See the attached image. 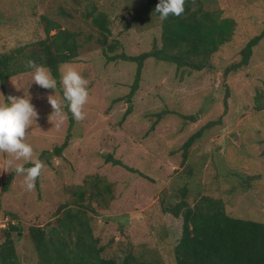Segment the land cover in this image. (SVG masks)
I'll list each match as a JSON object with an SVG mask.
<instances>
[{
  "label": "rangeland",
  "instance_id": "rangeland-1",
  "mask_svg": "<svg viewBox=\"0 0 264 264\" xmlns=\"http://www.w3.org/2000/svg\"><path fill=\"white\" fill-rule=\"evenodd\" d=\"M141 1L0 0V54L29 50L45 39V16L78 35L80 56L60 71L74 67L89 90L85 119L74 120L70 144L60 157L54 150L65 142L70 120L57 89L40 88L31 72L0 84V103L9 96H31L39 113L25 137L34 158L43 163L33 190L28 191L18 175L3 190L14 168L8 163L12 157L0 153V243L10 222L20 226L22 231L14 232L12 239L21 264H39L30 228L49 231L63 216L60 208L81 209L74 202L79 201L78 189L86 190L83 203L95 209L94 214L88 210L87 217H92L106 258L122 259L131 249L144 259L174 264L172 248L167 240L160 241L158 229L164 223L165 203L177 202L184 185L193 196L222 199L232 217L264 223V110H257L264 105V40L249 66L225 76L228 67L241 61L248 42L262 32L264 0H200L206 10L222 11L224 18L236 21L231 42L212 56L211 69L200 72L147 60L140 88L129 102L138 65L109 58L141 55L151 51L155 41L161 46V20L144 11ZM94 5L111 22L104 47L99 42L104 39L84 17ZM49 95L60 101L63 123L52 115ZM159 115L163 118L156 122ZM210 123L215 124L207 127ZM201 129L202 136L184 160L185 143ZM109 157L137 173L108 163ZM241 176L256 179L245 188ZM97 191L107 205L93 199Z\"/></svg>",
  "mask_w": 264,
  "mask_h": 264
},
{
  "label": "trees",
  "instance_id": "trees-1",
  "mask_svg": "<svg viewBox=\"0 0 264 264\" xmlns=\"http://www.w3.org/2000/svg\"><path fill=\"white\" fill-rule=\"evenodd\" d=\"M158 3L159 0L141 1L144 11L160 19L155 12ZM184 8V13L179 17L170 15L166 20L160 19L161 46L155 41L152 50L141 55L121 54L109 58L110 61L121 59L138 65L135 82L128 95L129 102H132L140 88L142 71L147 60L153 58L173 63L178 68L200 72L211 69L212 56L231 42L237 25L234 19L224 18L222 11L206 10L200 0H185ZM61 13L64 15V12ZM84 17L100 33L104 40L100 39L99 42L104 47L108 42L107 36L111 34L108 14L99 11L94 5ZM43 20L45 39L37 41L29 50L22 47L12 53L0 54V84L4 85L12 77L31 72L27 62L34 60L49 69L57 80L56 89L62 96L59 84L61 66L74 62L80 56L78 35L62 29L58 23L45 16ZM53 31L56 33L52 35ZM263 40L264 28L241 51V61L226 69L225 76L249 66L254 49ZM110 49H115V46L111 45ZM257 110L263 111L264 105L258 106ZM66 111L70 120L69 133L63 145L54 150L55 155L60 157L70 144V131L74 124L67 104ZM130 113L129 109L127 114ZM162 118L163 115H159L156 122ZM213 124L215 123H210L207 127ZM203 130L191 136L185 143L184 160L188 159L189 149L202 136ZM107 162L137 173L135 169L111 157ZM187 174L189 177L193 176L191 169ZM15 176V172L9 176L4 191L9 189ZM241 178L245 188L251 187V182L256 179ZM99 185L103 186L102 183ZM77 194L79 201L74 202L81 209L68 208V205L60 208L59 212L63 211V216L57 219V225L50 227L49 231L43 227L30 228V237L39 264H162L160 260H147L135 255L131 249L122 259L104 257V247L100 246V238L94 235L90 224L92 217H87L88 210L94 214L95 209L90 203H83L86 190L78 189ZM178 194L177 202L165 203L162 211L164 223L158 229L160 241L167 240L172 248L174 264H264V223L232 217L227 214L222 199L206 194L193 196V190L188 185H184ZM104 198L98 191L93 195L99 205L109 203ZM18 231L21 232L22 228L14 222H10L9 227L3 229L5 240L0 243V264H21L16 243L12 239V234Z\"/></svg>",
  "mask_w": 264,
  "mask_h": 264
},
{
  "label": "clouds",
  "instance_id": "clouds-1",
  "mask_svg": "<svg viewBox=\"0 0 264 264\" xmlns=\"http://www.w3.org/2000/svg\"><path fill=\"white\" fill-rule=\"evenodd\" d=\"M184 4L185 0H159L155 12L161 20H166L170 15L179 17L185 11ZM27 67L31 70L36 85L42 89L56 90L57 80L47 67L34 60H29ZM59 84L63 101L67 104L72 118L75 121L84 120L86 113L83 109L89 99L88 81L74 67L68 66L61 71ZM47 100L53 108L52 115L59 118L58 124L63 123L65 113L60 101L55 99V95H49ZM31 101V96H9L5 102L0 103V153L12 157L8 162L9 166L14 168L16 175L23 177V186L28 191L36 187L37 178L43 168L42 161L34 158L33 146L25 141L27 129L39 117ZM21 160L31 162L32 166L25 167L22 163H15Z\"/></svg>",
  "mask_w": 264,
  "mask_h": 264
}]
</instances>
